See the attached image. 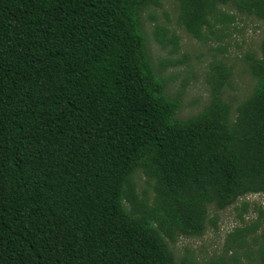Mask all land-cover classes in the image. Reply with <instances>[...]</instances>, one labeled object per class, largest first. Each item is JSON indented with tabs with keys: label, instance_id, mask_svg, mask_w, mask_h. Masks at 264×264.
Wrapping results in <instances>:
<instances>
[{
	"label": "trees",
	"instance_id": "1",
	"mask_svg": "<svg viewBox=\"0 0 264 264\" xmlns=\"http://www.w3.org/2000/svg\"><path fill=\"white\" fill-rule=\"evenodd\" d=\"M177 2L197 39L234 18L222 0ZM158 4L0 0V264H244L236 252L178 260L170 243L202 236L211 206L264 193V39L246 100L223 98L232 70L219 61L210 102L181 119L144 32ZM238 8L264 20V0Z\"/></svg>",
	"mask_w": 264,
	"mask_h": 264
},
{
	"label": "rangeland",
	"instance_id": "2",
	"mask_svg": "<svg viewBox=\"0 0 264 264\" xmlns=\"http://www.w3.org/2000/svg\"><path fill=\"white\" fill-rule=\"evenodd\" d=\"M159 1L160 4L152 5L143 15L144 32L154 68L167 80V95H179L182 99L177 117L194 116L210 102L212 66L219 61L232 70L223 86L222 96L236 109L250 96L256 84L250 63L252 58L261 56L264 20L241 12L238 8L240 0H222L220 8L233 16V20L225 18L215 22L211 19L212 25L205 28L204 38L197 39L180 23L177 0ZM159 28L167 29L168 37L173 34L178 37L177 48L159 40ZM137 184L140 192L152 193L143 175L137 177ZM263 226L264 193L249 194L226 209L211 206L204 234L180 236L175 243H170V248L178 260L190 256L203 262L225 252L228 257L236 252L244 264H263ZM239 229L248 234L236 235ZM241 241L244 245L240 246Z\"/></svg>",
	"mask_w": 264,
	"mask_h": 264
}]
</instances>
